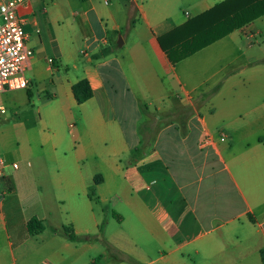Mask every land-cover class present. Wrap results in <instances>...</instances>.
<instances>
[{
  "label": "crops",
  "instance_id": "obj_1",
  "mask_svg": "<svg viewBox=\"0 0 264 264\" xmlns=\"http://www.w3.org/2000/svg\"><path fill=\"white\" fill-rule=\"evenodd\" d=\"M221 1L26 0L25 71L46 56L72 68L45 62L56 103L35 124L0 116V144L24 134L0 152V264H263L264 52L242 42L264 15L175 64L157 42ZM80 79L93 93L77 103ZM32 218L43 230L27 232Z\"/></svg>",
  "mask_w": 264,
  "mask_h": 264
},
{
  "label": "trees",
  "instance_id": "obj_2",
  "mask_svg": "<svg viewBox=\"0 0 264 264\" xmlns=\"http://www.w3.org/2000/svg\"><path fill=\"white\" fill-rule=\"evenodd\" d=\"M263 15L264 0H223L157 37V42L169 62L175 64ZM108 51L107 48L102 49L101 54L105 55ZM72 93L77 103H82L93 92L88 81L80 79L72 85ZM26 228L28 233H35L44 227L38 219L32 218ZM63 231L71 240L78 239L68 227H64ZM260 256L264 264V247Z\"/></svg>",
  "mask_w": 264,
  "mask_h": 264
},
{
  "label": "rangeland",
  "instance_id": "obj_3",
  "mask_svg": "<svg viewBox=\"0 0 264 264\" xmlns=\"http://www.w3.org/2000/svg\"><path fill=\"white\" fill-rule=\"evenodd\" d=\"M258 26H261L262 28V36L260 37H255V39H247L244 40L242 43L244 44L245 47H247V55H254V54H258V52H264V17L261 18L260 20H258L257 22ZM254 43V47L249 49L248 45L249 43ZM260 46V47H259ZM222 49L221 47V43L219 44H215L213 45L211 48H209L207 55H215L217 52H219ZM51 59L55 60V63L50 64L47 61V56L45 57V62H47L49 65H51L54 69V66L58 65V62L55 58L53 57H49ZM226 60L225 58L221 59L220 62L223 63V61ZM44 61L39 62L36 65H32L27 71H25V75L26 77L30 80L31 84L29 86V96H30V100L28 99V96H26V90H16L15 92L16 94V99H17V105H8L7 102H4V106L6 109V114L8 117L12 118L14 121H19L22 120L23 123H25V125L28 126H32L33 124H35V122L39 119L40 114L43 115V113L45 111H54V110H50L52 108H54L55 105V101L54 99H52V95L54 93V90L56 89L55 85H54V81H55V76L52 75L51 73L47 72L45 70L46 67V63ZM60 71L64 72L65 69L68 67L70 70L72 68V65L67 66L66 64H62V65H58ZM263 82V81H262ZM51 95V97H50ZM261 96L254 94L251 98V96L245 98L242 102L245 103V107L243 110H241V114L242 117L245 116V112L247 111V120H252L255 117L258 116V112H253V113H249V108L252 105V103H258L260 102ZM235 115H232L231 117H234ZM70 117L66 116L65 117V124L66 126L64 127L62 124V127H64L65 131L62 132V134L64 133L63 136H65L66 141L68 143V146H70V144L72 143V139L73 137L70 136V134L67 132L68 130V124L69 122H71ZM56 121V120H55ZM59 122V121H58ZM60 123V122H59ZM2 125V122L0 120V126ZM252 128L254 130L257 131H261V124H257L254 125L253 127H249ZM15 131L11 132V129H8V131H6L4 133L7 142L6 144H0V152L1 151H11L15 148V136L17 137L18 135H23L22 133L18 132V133H14ZM35 129L32 131H27V133L29 134V138L32 140V145H35V139H39V136L35 135ZM70 141V142H69ZM39 143V141L37 142ZM36 149L39 151L40 149L37 148V146L35 145ZM73 153L70 151L68 158L71 159ZM4 157L3 155H0ZM48 165L54 166L57 165L56 162H48ZM109 207H111V205H109ZM66 210V208H65ZM63 216H65V214H63ZM110 219V218H109Z\"/></svg>",
  "mask_w": 264,
  "mask_h": 264
},
{
  "label": "built area",
  "instance_id": "obj_4",
  "mask_svg": "<svg viewBox=\"0 0 264 264\" xmlns=\"http://www.w3.org/2000/svg\"><path fill=\"white\" fill-rule=\"evenodd\" d=\"M26 0H0V93L6 90L27 89L31 82L25 75V70L33 50L28 46V36L24 29L23 18ZM106 3L107 0H104ZM47 61L52 64L53 59ZM6 109L0 106V116ZM221 141L225 136L221 134ZM212 140V136H203L202 143ZM0 164L4 160L0 159ZM16 167V163H12Z\"/></svg>",
  "mask_w": 264,
  "mask_h": 264
}]
</instances>
